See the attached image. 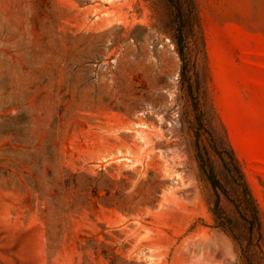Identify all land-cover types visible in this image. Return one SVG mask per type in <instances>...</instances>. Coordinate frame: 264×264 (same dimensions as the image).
<instances>
[{
	"label": "rangeland",
	"instance_id": "374dc122",
	"mask_svg": "<svg viewBox=\"0 0 264 264\" xmlns=\"http://www.w3.org/2000/svg\"><path fill=\"white\" fill-rule=\"evenodd\" d=\"M195 1L202 102L264 220V0ZM175 4L0 0V264H238L178 84Z\"/></svg>",
	"mask_w": 264,
	"mask_h": 264
},
{
	"label": "trees",
	"instance_id": "16d2710c",
	"mask_svg": "<svg viewBox=\"0 0 264 264\" xmlns=\"http://www.w3.org/2000/svg\"><path fill=\"white\" fill-rule=\"evenodd\" d=\"M175 44L181 59L178 84L194 100V111L208 134L209 147L196 154L200 169L213 190L211 211L214 226L224 230L235 242L238 264H264V220L242 164L222 126L205 107L203 97L208 81L205 35L195 0H176ZM188 31L194 43L189 47ZM198 142L202 133L196 132ZM226 201V205H223Z\"/></svg>",
	"mask_w": 264,
	"mask_h": 264
}]
</instances>
